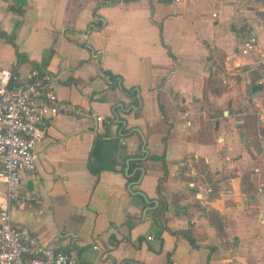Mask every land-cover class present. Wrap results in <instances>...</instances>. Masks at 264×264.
I'll return each instance as SVG.
<instances>
[{
  "label": "crops",
  "instance_id": "0c3cea01",
  "mask_svg": "<svg viewBox=\"0 0 264 264\" xmlns=\"http://www.w3.org/2000/svg\"><path fill=\"white\" fill-rule=\"evenodd\" d=\"M10 3L0 67L16 87L41 65L81 112L49 119L15 200L0 181L12 222L79 264H264V85L247 95L258 74L233 67L239 29L264 58V0Z\"/></svg>",
  "mask_w": 264,
  "mask_h": 264
},
{
  "label": "built area",
  "instance_id": "2783aa9c",
  "mask_svg": "<svg viewBox=\"0 0 264 264\" xmlns=\"http://www.w3.org/2000/svg\"><path fill=\"white\" fill-rule=\"evenodd\" d=\"M235 34L239 62L233 67L256 71V83L264 85V58L259 57L256 36L243 29ZM27 77L24 84L14 87L15 74L0 67V181L5 203L16 198L20 172L33 170L34 147L43 138L49 119L63 111L81 114L59 103L53 92L55 78L48 72L33 68ZM95 120L109 124L112 118L95 116ZM0 264L79 263L73 255L41 244L26 227L14 224L4 206L0 207Z\"/></svg>",
  "mask_w": 264,
  "mask_h": 264
},
{
  "label": "trees",
  "instance_id": "16d2710c",
  "mask_svg": "<svg viewBox=\"0 0 264 264\" xmlns=\"http://www.w3.org/2000/svg\"><path fill=\"white\" fill-rule=\"evenodd\" d=\"M10 2H11V3H10V5H9V9H10L11 11H14V12L20 14V13L22 12V6L25 4V0H10ZM0 36L3 37L4 34H3L2 32H0ZM4 39H5V41H6L7 43L11 44V45L15 48L14 43H13L9 38L5 37ZM17 56H20V54L17 53ZM32 66H33L34 68L38 69V70H41V65L35 64V63L33 62V63H32ZM105 73L110 77V79H113V80H115V81H116L117 79H119L118 76L112 75L110 72L105 71ZM121 90H122L125 94H127L128 96H131V97H132V96L135 95V89H128V90H126V89H124L123 87H121ZM134 105L137 106V100L134 102ZM116 109H117L116 106L113 107V109H112V111H113V118H112V120H115V119L119 120L118 117H117V115H116ZM116 123H118V122L116 121ZM136 164H137V160H135V161H134V160H130V161L128 162V171L131 170L133 167H135ZM165 174H166V171L164 170V171H163V176L160 177V178L158 179V182H157V192H158L159 189H160V184H161V182L163 181ZM136 175H137V174L134 173V176H132V177H130L129 179H127V181L131 182V179H135ZM247 184H248V183H247ZM248 185H249V184H248ZM249 186H250V185H249ZM184 233L187 234V232H184ZM188 239H190V238H188ZM189 241H190V240H189Z\"/></svg>",
  "mask_w": 264,
  "mask_h": 264
},
{
  "label": "water",
  "instance_id": "95a60500",
  "mask_svg": "<svg viewBox=\"0 0 264 264\" xmlns=\"http://www.w3.org/2000/svg\"><path fill=\"white\" fill-rule=\"evenodd\" d=\"M245 90H246V94L247 95H250L251 97H256V96H259L260 94H261V92H262V90H263V85L262 84H259V83H254V84H247L246 85V87H245ZM226 113H227V111H223V115H226ZM214 125H215V127L217 126V122H215L214 123ZM143 141H142V147H141V149H142V151L144 152V150H143ZM124 174L125 175H127V173H126V169L124 170ZM142 174V173H141ZM138 180H139V177H138V179H137V181H136V183L138 182ZM137 195H139V196H141L142 198H143V201L145 202V203H147L148 205H150V204H154V205H156V201L155 200H147L144 196H143V194L141 193V192H135ZM121 264H138V263H135V262H132V261H124L123 263H121Z\"/></svg>",
  "mask_w": 264,
  "mask_h": 264
}]
</instances>
